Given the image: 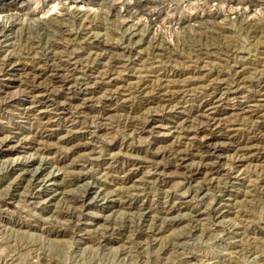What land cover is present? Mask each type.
<instances>
[{"label": "rangeland", "instance_id": "1", "mask_svg": "<svg viewBox=\"0 0 264 264\" xmlns=\"http://www.w3.org/2000/svg\"><path fill=\"white\" fill-rule=\"evenodd\" d=\"M1 1L0 61L27 65L25 76L21 65L0 72V143L13 146H0V264H264V0H5L10 11ZM44 68L74 69L77 82L70 92L46 70L33 108L21 80ZM105 71L109 78L98 76ZM84 84L93 93L81 95ZM214 96L219 111H211L256 154L237 155L227 143L198 149L215 164L196 173L173 152L191 148L182 127L200 136L213 129L204 101ZM255 102L261 113L243 112ZM48 118L61 133L37 141ZM68 127L76 136L61 139ZM191 159L194 168L201 162ZM13 163L21 166L11 172ZM23 168L30 177L21 179Z\"/></svg>", "mask_w": 264, "mask_h": 264}, {"label": "bare ground", "instance_id": "2", "mask_svg": "<svg viewBox=\"0 0 264 264\" xmlns=\"http://www.w3.org/2000/svg\"><path fill=\"white\" fill-rule=\"evenodd\" d=\"M2 1H4L5 3H2L3 5H5V9L6 8H8V6L9 5H7L8 3L5 1V0H2ZM1 1V2H2ZM7 3V4H6ZM10 3H12L11 1H10ZM1 5V4H0ZM131 6V5H130ZM11 7V6H10ZM20 7V6H19ZM2 8L4 9V7H1V9L0 10H2ZM12 8V7H11ZM131 8V7H130ZM16 9V8H15ZM19 9V8H18ZM127 9H128V6H127ZM7 10V9H6ZM5 10V11H6ZM9 11H10V9H8ZM7 10V11H8ZM126 10V9H125ZM129 10V9H128ZM4 11V12H5ZM131 11V10H130ZM128 12V11H127ZM135 12V11H134ZM131 12H129V14H130ZM240 13V12H239ZM242 13V12H241ZM128 14V13H127ZM136 14H138L137 12L135 13V15ZM133 15V14H132ZM134 15V16H135ZM242 15V14H241ZM90 35V34H89ZM95 37V36H94ZM92 38V37H91ZM94 39V38H93ZM95 40V39H94ZM97 40H98V38H97ZM103 40V39H102ZM101 40V41H102ZM85 41H86V39H85ZM92 41V40H91ZM105 41V40H104ZM3 43V42H2ZM94 43V42H93ZM92 43V44H93ZM97 43H99V42H97ZM109 43V42H108ZM101 44H103V42L102 43H100V45ZM115 44V43H114ZM56 45V44H55ZM129 45V44H128ZM50 46H52V45H50ZM58 46H60L59 44H58ZM94 46V45H93ZM103 46H109L108 48H109V50L111 49L110 47H112L111 45H107V44H103ZM130 46V45H129ZM156 46H158V45H156ZM161 46V45H160ZM102 47V46H101ZM134 47V46H133ZM153 47H154V45H153ZM159 47V46H158ZM50 48V47H49ZM48 48V49H49ZM54 48V47H53ZM52 48V49H53ZM103 48V47H102ZM131 48V47H130ZM51 49V48H50ZM55 49H56V47H55ZM105 49L106 48H104L103 50L105 51ZM129 49V48H128ZM137 49V48H136ZM153 49V48H152ZM157 49V48H156ZM155 49V50H156ZM5 50V49H4ZM101 50V49H100ZM102 50V51H103ZM107 50V49H106ZM126 50V49H125ZM135 50V49H134ZM154 50V51H155ZM7 51V50H6ZM12 51V50H11ZM27 51H29V50H27ZM26 51V52H27ZM53 51H54V49H53ZM95 51V50H94ZM94 51H93V53H94ZM98 51V50H97ZM112 51H113V48H112ZM111 51V52H112ZM114 51H115V49H114ZM117 51V50H116ZM119 51H120V49H119ZM130 51H132V48H131V50ZM137 51V50H136ZM157 51H159V50H157ZM31 52V51H30ZM47 52V51H46ZM105 52H108V51H105ZM129 52V51H128ZM160 52V51H159ZM13 53V52H12ZM20 53V52H19ZM25 53V52H24ZM28 53V52H27ZM99 53H101V52H99ZM98 53V54H99ZM130 53V52H129ZM133 53V52H132ZM141 53V52H140ZM161 53V52H160ZM4 54V53H3ZM14 54V53H13ZM17 54V53H16ZM49 54H50V52H49ZM128 54V53H127ZM139 54V53H138ZM9 55V54H8ZM7 55V56H8ZM19 55V54H18ZM21 55L23 56V54H22V52H21ZM26 55V54H25ZM28 55V54H27ZM26 55V56H27ZM54 55H55V53H54ZM94 55H96V54H93V56ZM11 56V55H10ZM10 56H8V57H4V58H2V60L0 61V70L2 69V71H0V72H2V74H3V72L4 73H6V74H10V73H13L12 71H15V70H17V69H19V66L21 65V66H23V75L25 76V70H26V66L25 65H27V64H21V63H19V62H16L15 60H17V59H15V60H13L12 58H10ZM25 56V57H26ZM41 56V55H40ZM58 56V55H57ZM60 56V55H59ZM113 56V55H112ZM127 56V55H126ZM21 57V56H20ZM20 57H18V58H20ZM24 57V58H25ZM30 57V56H29ZM42 58V57H41ZM52 57H50V59H51ZM54 58H55V56H54ZM93 58V57H92ZM97 58V57H96ZM95 58V59H96ZM101 58V57H100ZM25 59H27V57L25 58ZM49 59V60H50ZM58 59H60L59 57H58ZM98 59V58H97ZM19 60V59H18ZM20 60H24L23 58L22 59H20ZM19 60V61H20ZM30 60V59H29ZM31 60H32V57H31ZM34 60V59H33ZM90 60H91V58H90ZM94 60V59H93ZM113 60V59H112ZM27 61V60H26ZM38 61H39V58H38ZM45 61H47L46 59H45ZM52 61V60H51ZM56 61H63V59L62 60H56ZM87 61H89V59H87L86 60V62ZM120 61V60H119ZM23 62V61H22ZM25 62V61H24ZM34 62H35V60H34ZM43 62V61H42ZM32 63V62H31ZM36 63V62H35ZM40 63V62H39ZM48 62H46V64H47ZM50 63V62H49ZM90 63V62H89ZM88 63V64H89ZM92 63H94V61H92ZM99 63H100V61H99ZM121 63V62H120ZM45 64V63H44ZM65 64V63H64ZM86 64V63H85ZM32 65V64H31ZM109 65V64H108ZM112 65H114V64H112ZM35 66V65H34ZM37 66L38 65H36V67H34V68H37ZM39 66H40V64H39ZM45 66V65H44ZM57 66V65H56ZM61 66V65H60ZM69 66V65H68ZM98 66V65H97ZM116 66H117V64H116ZM33 67V66H32ZM63 67H65V65L63 66ZM85 67V66H84ZM105 67V66H104ZM103 67V68H104ZM108 67V70H110L109 69V66H107ZM110 67H113V66H110ZM40 68H42V67H40ZM62 68V67H61ZM67 68V67H66ZM72 68V67H71ZM89 68V67H88ZM92 68V67H91ZM95 68H97V67H95ZM29 69H32V68H29ZM65 69V68H64ZM70 69V68H69ZM86 69V68H85ZM98 69H100V68H98ZM98 69H97V71H98ZM114 69H115V67H114ZM117 69H119L118 67H117ZM116 69V70H117ZM46 70L47 71H49V70H53V78H54V81L56 82V83H60V85L61 86H64V85H68V88L70 89V92H71V88H72V86H71V84H73V82H77V80H75V81H73V79H74V75H77V74H74V69L72 70H69V71H67L68 73L67 74H64V72L65 71H63V73L61 72V70L62 69H52V68H48V69H35V70H31L32 72H31V75H29V74H27V73H29V72H27L26 71V77L24 78L25 80H21V82L22 81H24V86H25V90H26V92L28 93V94H32V97H30V98H32L31 100H30V103H31V106L30 107H35L36 106V103L37 102H39L40 101V98L36 95V94H38V93H36L37 92V88H38V86L40 87L41 85H40V82H41V80L40 79H42V77L44 76V74L46 73ZM67 70H68V68H67ZM92 70V69H91ZM103 70V69H102ZM108 70H106L107 72H108ZM116 70H115V72H116ZM119 70H121V69H119ZM119 70H117V71H119ZM140 70V69H139ZM194 70V69H193ZM93 71V70H92ZM99 71H101V69L99 70ZM105 71V72H106ZM113 71V70H112ZM50 72H52V71H50ZM75 72H76V70H75ZM102 72H104V71H102ZM107 72H106V74H101L100 73V75H98L99 77H101V78H105V77H110V75H107ZM22 74V73H21ZM46 75V74H45ZM52 75V74H51ZM91 75H93V73L91 74ZM90 75V76H91ZM22 76V75H21ZM94 76H95V72H94ZM112 76V75H111ZM141 76V75H140ZM139 76V77H140ZM4 77V76H3ZM51 77V76H50ZM98 77V78H99ZM22 78V77H21ZM75 78H77V77H75ZM94 78V77H93ZM96 78H97V76H96ZM107 78V79H108ZM114 78V77H113ZM144 78V77H143ZM106 79V78H105ZM139 79V78H138ZM141 79V78H140ZM146 79V78H145ZM195 79V78H194ZM245 79V78H244ZM50 80H51V78H50ZM94 80H95V78H94ZM98 80V79H97ZM104 80V79H103ZM149 80V79H148ZM152 80V79H151ZM171 80V79H170ZM239 80H241L240 78H239ZM238 80V81H239ZM247 80V79H246ZM73 81V82H72ZM100 81V80H99ZM167 81V80H166ZM172 81V80H171ZM189 81V80H188ZM242 81V80H241ZM96 82V81H95ZM137 82H139V81H137ZM137 82H135V83H137ZM141 82H142V80H141ZM170 81H167V83H169ZM183 82V81H182ZM194 82V81H193ZM216 82V81H215ZM87 83H89V82H87ZM92 83H94V82H92ZM144 83V82H143ZM142 83V84H143ZM146 83V82H145ZM158 83H160V82H158ZM163 83V82H162ZM166 83V82H165ZM185 82H183V83H180V84H184ZM212 83V82H211ZM51 85H53L52 83H50ZM80 84V83H79ZM132 84V83H131ZM140 84V83H139ZM148 84H150V83H148ZM154 84V83H153ZM161 84V83H160ZM164 84V83H163ZM174 84V83H173ZM172 84V85H173ZM176 84V83H175ZM245 84V83H244ZM243 83H242V85H244ZM74 85H75V83H74ZM86 84H84L83 86H85ZM145 85V84H144ZM162 85V84H161ZM166 85V84H165ZM169 85V84H168ZM191 85V84H190ZM210 85V84H209ZM212 85H213V83H212ZM19 86V85H18ZM21 86H22V84H21ZM24 86H23V88H24ZM48 86H50V85H48ZM47 86V87H48ZM82 85H81V87H80V90H82V92H81V95H83V96H86L87 94H90L91 92H92V90L88 87V86H85V87H83ZM125 86V84L123 85V87ZM130 86V85H129ZM128 86V87H129ZM146 86V85H145ZM150 86H152V83L150 84ZM154 86V85H153ZM155 86H157V85H155ZM163 86V85H162ZM167 86V85H166ZM165 86V87H166ZM170 86H171V84H170ZM182 86V85H181ZM184 86H186V85H184ZM189 86V85H188ZM221 86V85H220ZM239 86V85H238ZM241 86V85H240ZM239 86V87H240ZM46 87V88H47ZM57 88H59L58 86H56ZM118 87V86H117ZM116 87V88H117ZM121 87V86H120ZM135 87V86H134ZM137 87H138V85H137ZM164 87V88H165ZM169 87V86H168ZM183 87V86H182ZM238 87V88H239ZM49 88V87H48ZM53 88V87H52ZM67 88V89H68ZM75 88V87H74ZM130 89L132 88V86L131 87H129ZM128 88V89H129ZM143 87H141L140 89H142ZM157 88H158V86H157ZM178 88H179V86H178ZM186 88V87H185ZM192 88V87H191ZM211 88V87H210ZM55 89V88H54ZM137 89V88H136ZM139 89V90H140ZM154 90V87L153 88H151L150 90ZM168 89V88H167ZM180 89V88H179ZM178 89V90H179ZM40 90H41V88H40ZM55 90H57V89H55ZM60 90V89H59ZM65 90V89H64ZM117 90V89H116ZM120 90V89H119ZM149 90V89H148ZM171 90V89H170ZM182 90V89H181ZM187 90V89H186ZM218 90V89H217ZM216 90V91H217ZM20 91H22V90H20ZM68 91V90H67ZM118 91V90H117ZM116 91V92H117ZM121 91V90H120ZM119 91V92H120ZM126 91V90H125ZM129 91V90H128ZM134 91H135V89H134ZM155 91V90H154ZM154 91H151V93L152 92H154ZM158 91V90H157ZM166 91V90H165ZM165 91H163V93L165 92ZM174 91V90H173ZM173 91H172V94H174L173 93ZM183 91H185V90H183ZM79 92V91H78ZM110 92H113V90H111ZM122 92H123V90H122ZM162 92V91H161ZM177 92V91H176ZM182 92V91H181ZM188 92H189V89H188ZM215 92V91H214ZM219 92H221V91H219ZM34 93H36V94H34ZM93 93V92H92ZM128 93H130V91L129 92H127V94ZM136 93V92H135ZM137 93H139V92H137ZM145 93V92H144ZM155 93V92H154ZM178 93V92H177ZM183 93H185V92H183ZM223 93V92H222ZM10 94V93H9ZM19 94V93H18ZM17 94V95H18ZM22 94V93H21ZM20 94V95H21ZM41 94V93H40ZM72 94V93H71ZM114 94V93H113ZM123 94V93H122ZM148 94V93H147ZM159 95H160V93H158ZM166 94V93H165ZM189 94V93H188ZM212 94V93H211ZM219 94V93H218ZM221 94V93H220ZM27 95V94H26ZM73 95V94H72ZM110 95V94H109ZM115 95V94H114ZM116 95H118V94H116ZM120 95V94H119ZM137 95V94H136ZM140 95V94H139ZM162 95V94H161ZM175 95V94H174ZM187 95V94H186ZM207 95V94H206ZM3 96V95H2ZM16 96V95H15ZM67 96H68V94H67ZM66 96V97H67ZM91 96V95H90ZM124 96H125V93H124ZM130 95H128V97H129ZM134 96V95H133ZM149 96V95H148ZM171 96H173V95H171ZM177 96V95H176ZM203 96V95H202ZM208 96H210V95H207V98H208ZM9 97V96H8ZM14 96H12V98H13ZM17 97V96H16ZM21 97V96H20ZM23 97V96H22ZM26 97V96H25ZM56 97V96H55ZM69 97V96H68ZM70 97H72V96H70ZM92 97V96H91ZM112 97V96H111ZM117 97V96H116ZM135 97V96H134ZM178 97V96H177ZM72 98H74V97H72ZM84 98V97H83ZM87 98V97H86ZM118 98V97H117ZM122 98H123V96H122ZM165 98V97H164ZM169 98V97H168ZM210 98V97H209ZM9 99V98H8ZM11 99V98H10ZM22 99V98H21ZM46 99V98H45ZM71 99V98H70ZM121 99V98H120ZM119 99V100H120ZM148 99H150V97L148 98ZM158 99H160V97L158 98ZM157 99V100H158ZM163 99V98H162ZM170 99H172V98H170ZM222 99V98H221ZM41 100H42V97H41ZM85 100V99H84ZM83 100V101H84ZM111 100V99H110ZM122 100V99H121ZM124 100H126L125 99V97H124ZM128 100V99H127ZM151 100V99H150ZM155 100V99H154ZM153 100V101H154ZM173 100V99H172ZM203 100V99H202ZM18 101V100H17ZM65 101V100H64ZM66 101H68L67 99H66ZM76 101V100H75ZM82 101V100H81ZM81 101H80V103H81ZM163 101V100H162ZM161 101V102H162ZM170 101V100H169ZM168 101V102H169ZM219 101H220V98H218V97H215L214 96V98L213 99H211V100H206V101H204V108L205 107H208V109H210V111L208 110V112L206 113L205 112V117L208 119H206L207 121H209V124L212 126V128L213 129H210V130H207V129H201V128H199V130L201 129V134H203V132L205 133V134H203V135H201L200 136V132H196V131H194V132H196V133H199V135L198 134H194L193 133V131H190L191 129L189 128V130L188 129H186V128H183L182 126H180V127H182L181 128V131H179V133L180 132H182L186 137H188L190 140H191V148H187L186 146H188V145H186L185 147V149L183 148H181V145H177V146H175L176 148V150L173 152V159H174V161H176V164L177 165H179V166H181V167H186V169H190V170H192L193 169V171L194 172H196V173H198L199 172V170L202 168V166H210V167H213V166H211V165H213V164H215V161H212L211 162V159H210V157L209 156H207V155H198L197 153H195V151H197L198 149H203L205 152H207V153H209V152H215L216 150H218V148H220L221 146H223L222 145V143L224 144H226L227 143V147H229V146H231V147H233V149L236 151V153H237V155H239V153L240 154H245V153H251L250 151H253L254 152V146L251 144V140L250 141H242L241 139H242V137H241V139L239 138H237V139H235L234 138V135L235 134H232L229 130H231V127L230 128H227L226 126H223L222 125V123H220V121H219V118L217 117V113L218 112H216V111H211V109L213 108V110H214V108H216V110L217 111H219ZM256 101V100H255ZM12 102V101H11ZM63 102V101H62ZM74 102V101H73ZM78 102V101H77ZM142 102V101H141ZM146 102H147V100H146ZM146 102H145V104H146ZM151 102V101H150ZM155 102V101H154ZM166 102V101H165ZM164 102V103H165ZM172 101H170V103H171ZM176 102V101H175ZM200 102V101H199ZM198 102V103H199ZM16 103V102H15ZM64 103V102H63ZM68 103V102H67ZM70 103V102H69ZM80 103H78L79 105H80ZM144 103V102H143ZM149 103V102H148ZM159 102H157V104H158ZM174 103V102H173ZM177 103V102H176ZM186 103V102H185ZM201 103V102H200ZM218 103V104H217ZM75 104H77V103H75ZM74 104V106H76ZM126 104V103H125ZM156 104V103H155ZM161 104H163V102L161 103ZM166 104H167V102H166ZM169 104V103H168ZM175 104V103H174ZM178 104H180V103H178ZM11 105V104H10ZM9 105V106H10ZM24 105V104H23ZM69 105H72V103L71 104H69ZM82 105V104H81ZM80 105V106H81ZM222 105V104H221ZM238 105V104H237ZM13 106V105H12ZM20 106V105H19ZM26 106V105H25ZM28 106V105H27ZM52 106V105H51ZM149 106V105H148ZM167 106V105H166ZM175 106V105H174ZM176 106H177V104H176ZM175 106V107H176ZM260 106H261V104H259L258 102H255V103H251V104H248L246 107H243V112H245V113H250V114H259L258 112H260L261 111V108H260ZM22 107H24V106H22ZM62 107V106H61ZM70 107V106H69ZM79 107V106H78ZM77 107V108H78ZM82 107V106H81ZM169 107V106H168ZM242 107V106H241ZM27 108L28 107H26L25 109L27 110ZM43 108V107H42ZM74 108V107H73ZM72 108V109H73ZM112 108V107H111ZM161 108V107H160ZM160 108H158V111H160V112H162V110H163V108H164V106H163V108H161V110H159ZM167 108V107H166ZM173 108V107H172ZM40 109V108H39ZM45 109V108H44ZM53 109H54V107H53ZM63 109H65L64 107L63 108H58L57 110L58 111H61V112H58L57 114H61V113H64V111L66 110H63ZM178 109H180L179 107H178ZM241 109V108H240ZM42 110V109H41ZM67 110H69L68 108H67ZM78 110H80V109H78ZM203 110V109H202ZM264 110V109H263ZM34 111V110H33ZM45 112L47 111V110H44ZM77 111V110H76ZM101 111V110H100ZM157 111V110H156ZM164 112L166 111V109H164L163 110ZM171 111V110H170ZM177 111V110H176ZM31 112V111H30ZM39 112V111H38ZM41 112V111H40ZM105 112V111H104ZM163 112V113H164ZM21 113H22V111H21ZM29 113V112H28ZM27 113V114H28ZM33 113V112H32ZM50 113V112H49ZM101 113V112H100ZM166 113V112H165ZM173 113V112H172ZM261 113V112H260ZM43 114V113H42ZM56 114V113H55ZM99 114V113H98ZM102 114V113H101ZM100 114V115H101ZM158 114V113H157ZM200 114V113H199ZM30 115V114H29ZM32 115V114H31ZM49 115V114H48ZM162 115V114H161ZM164 115V114H163ZM202 115V114H201ZM221 115V114H220ZM25 116V115H24ZM51 116V115H50ZM99 116V115H98ZM256 116V115H255ZM21 117V116H20ZM42 117V116H41ZM48 117V116H47ZM104 117H105V115H104ZM159 117H157V119H158ZM37 119H40V118H37ZM104 119V118H103ZM136 119V118H135ZM140 119V118H139ZM41 120V119H40ZM205 120V119H204ZM205 120V121H206ZM52 121H54V120H52V118H48L47 120H46V122H45V125L43 126V130H41L40 132H38V136H39V138L37 139V141H39V139L40 138H43V139H49V138H51L54 134H56V133H58V135L61 133L60 131H56V130H54L53 128H52V126L54 125V123H52ZM66 121V120H65ZM142 121V120H141ZM140 121V122H141ZM154 121V120H153ZM202 121H203V119H202ZM206 121V122H207ZM42 122H44L43 120H42ZM102 122H103V120H102ZM135 122V121H134ZM137 122V121H136ZM135 122V123H136ZM138 122H139V120H138ZM149 122V121H148ZM199 122V121H198ZM40 123V122H39ZM104 123V122H103ZM145 123V122H144ZM156 123V122H155ZM208 123V122H207ZM105 124H107L106 122H105ZM108 124H109V122H108ZM131 124H133V123H131ZM203 124V123H202ZM208 124V125H209ZM223 124H225V123H223ZM232 124V123H231ZM10 125V124H9ZM13 125V124H12ZM63 125V124H62ZM70 126H71V124H69ZM133 125H135V124H133ZM137 125V124H136ZM209 125V126H210ZM229 125V124H228ZM14 126V125H13ZM20 126V125H19ZM41 126V125H40ZM199 126V125H198ZM232 126V125H231ZM9 127V126H8ZM16 127V126H15ZM54 127V126H53ZM74 127V126H73ZM186 127V126H185ZM196 127V126H195ZM199 127H201V126H199ZM1 128V127H0ZM18 128V127H17ZM37 128H39V127H37ZM63 128V127H62ZM198 128V127H197ZM210 128V127H209ZM3 129H4V126H3ZM13 129H16V128H13ZM180 129V128H179ZM183 129V130H182ZM235 129V128H234ZM2 130V129H1ZM10 130H12V129H10ZM16 130H18V129H16ZM20 130V129H19ZM75 130L76 131H78L76 128H75ZM196 130V129H195ZM198 130V129H197ZM260 130V129H259ZM14 131V130H13ZM35 131H37V129L35 130ZM63 131V130H62ZM263 131V130H262ZM262 131H260V132H262ZM19 132H21V131H19ZM65 132H66V134H64L63 135V133H62V135H61V139H66V138H71L72 139V137H75L76 135H74V133H77V132H75L73 129H72V127H71V129L68 127V129H65ZM253 132V131H252ZM251 132V133H252ZM258 132V131H257ZM256 132V133H257ZM259 132V133H260ZM2 133V132H1ZM5 133V132H4ZM3 133V134H4ZM11 133V132H10ZM24 133V132H23ZM181 133V134H182ZM255 133V134H256ZM263 133V132H262ZM2 134V135H3ZM8 134V133H7ZM14 134V133H13ZM35 134H36V132H35ZM254 134V135H255ZM17 135V134H16ZM34 135V134H33ZM251 135V134H250ZM259 135V134H258ZM34 137H35V135H34ZM33 138V137H32ZM32 138H30V139H32ZM36 138V137H35ZM9 139V138H8ZM7 139V137L6 138H4L3 140H2V143H0V146H1V144L2 145H4V147H6V151H9L8 153H11V151H12V148H13V146L11 147V146H9V143H8V140ZM90 139V138H89ZM183 139V138H182ZM181 139V140H182ZM248 139H250V138H247L246 140H248ZM32 140H34V138L32 139ZM41 140V139H40ZM69 140V139H68ZM88 140V139H87ZM225 140L227 141V142H225ZM261 140V139H260ZM45 141H48V140H45ZM45 141H44V143H45ZM178 141H179V139H178ZM186 141V140H185ZM184 141V142H185ZM76 142H78V141H76ZM27 143V142H26ZM41 143V142H40ZM44 143H42V144H44ZM81 143V142H80ZM174 143H176V142H173L171 145H173ZM190 143V142H189ZM261 143H263V142H261ZM90 144V142L88 141V142H86V141H84V142H82L81 144H77L75 147L77 148V149H85L86 147H87V145H89ZM32 145V144H31ZM39 145V144H38ZM48 145V144H47ZM184 145V144H183ZM261 145H263V144H261ZM33 146V145H32ZM35 146V145H34ZM41 146V147H40ZM44 146V145H43ZM46 146V145H45ZM225 146V145H224ZM264 146V145H263ZM38 147H40V148H38ZM48 147V146H47ZM47 147H42V145H39V146H36V148H38V149H42V150H44L45 148H47ZM183 147V146H182ZM189 147H190V145H189ZM259 148V147H258ZM31 149H32V147H31ZM35 149V148H34ZM5 150H3V153H4V151ZM123 150V149H122ZM169 150H172V148H170ZM201 151V150H200ZM260 151V150H259ZM261 151H263V149L261 150ZM168 152V151H167ZM171 152V153H172ZM8 153H5V154H8ZM199 154H200V152H198ZM204 153V152H203ZM248 153V154H249ZM255 153V152H254ZM258 153V152H257ZM261 153V152H260ZM43 154V153H42ZM169 154V153H168ZM202 154V153H201ZM243 154V155H244ZM256 154V153H255ZM9 155V154H8ZM109 155V154H108ZM196 155H198V156H196ZM208 155H210V154H208ZM236 155V156H237ZM212 156V155H211ZM248 156V155H247ZM250 156V155H249ZM259 156V155H258ZM62 157V156H61ZM65 157V156H64ZM63 157V158H64ZM113 157V156H112ZM196 157L198 158V159H200L201 160V162L198 164V166L197 167H195L194 168V166H193V163L191 164V162L189 163V159L190 158H195L196 159ZM234 157V156H233ZM82 159H84L85 157H81ZM88 158V157H87ZM90 158V157H89ZM109 158H111V157H109ZM170 158H172V157H170ZM240 158V157H239ZM238 158V159H239ZM57 159H60L59 157L57 158ZM113 159H116V158H113ZM112 159V160H113ZM191 159V160H192ZM195 159H194V162H195ZM236 159H237V157H236ZM237 159V162H239L240 160H238ZM240 159H242V158H240ZM244 159V158H243ZM80 161H81V159H79ZM78 160V161H79ZM85 160V159H84ZM83 160V161H84ZM172 160V159H171ZM210 160V161H209ZM1 161V160H0ZM18 161V160H17ZM54 161V160H53ZM82 161V162H83ZM232 161H234V160H232ZM19 162V161H18ZM72 162V161H71ZM88 162V161H87ZM116 162L117 161H115V163H113V164H116ZM119 162V161H118ZM197 162H198V160H197ZM9 163H11V162H9ZM8 163V164H9ZM31 163V162H30ZM42 163V162H41ZM85 163H86V161H85ZM108 163H109V161H108ZM135 163V162H134ZM171 163H173V161L171 162ZM32 164H34V162H32ZM110 164V163H109ZM112 164V165H113ZM234 164H236V162L234 163ZM240 164V163H239ZM107 165V164H106ZM137 165V164H136ZM173 165H174V163H173ZM197 165V164H196ZM9 166H11V164L9 165ZM19 166H21V164H18V163H13V165L11 166V172L12 171H15V170H17V169H19ZM69 166V165H68ZM108 166H110V165H108ZM131 166H132V168H131ZM130 166V168L131 169H129V174H133L134 173V169H136V168H133V164ZM8 167V166H7ZM105 167V166H104ZM103 167V169H105ZM134 167H135V165H134ZM193 167V168H192ZM28 168V167H27ZM127 168V167H126ZM8 169V168H7ZM71 169H74V168H71ZM118 169V168H117ZM207 169V168H206ZM216 169V168H215ZM23 170H24V168H23ZM106 170V169H105ZM105 170H103V171H105ZM108 170V169H107ZM106 170V171H107ZM111 170V169H110ZM190 170H188V171H190ZM214 170V169H213ZM10 171V170H9ZM28 171H29V169H25L24 171H22V172H20L19 173V175L21 176V179L23 178H27V177H30V176H28ZM123 171V170H122ZM125 171V170H124ZM187 171V170H186ZM192 171V172H193ZM208 170H206V172H207ZM212 171V170H211ZM100 172V171H99ZM102 172V171H101ZM202 172H204V171H202ZM31 173H33L32 171H31ZM35 173V172H34ZM41 173V172H40ZM68 173H70V172H68ZM74 173V172H73ZM77 173V172H76ZM80 173V172H79ZM103 173V172H102ZM109 173V172H108ZM209 173H211V172H209ZM81 175L79 176V178L78 179H83L85 176L84 175H82V172L80 173ZM104 174V173H103ZM34 175V174H33ZM38 175V174H37ZM69 175H72V174H69ZM122 175V174H121ZM124 175V174H123ZM192 175V174H191ZM213 175V174H212ZM108 176V175H107ZM110 176V175H109ZM127 176V175H126ZM36 177V176H35ZM71 177V176H70ZM104 177H106V174L104 175ZM123 177V176H122ZM210 177V176H209ZM88 178V177H87ZM109 178V177H108ZM115 178V177H114ZM30 179H32V178H30ZM38 179H40L39 178V176H38ZM106 179H107V177H106ZM116 179V178H115ZM114 180V179H113ZM122 180V179H121ZM125 180V179H124ZM28 181H30V180H28ZM38 181V180H37ZM111 181V180H110ZM127 181V180H126ZM100 182V181H99ZM105 182V181H104ZM76 183V182H75ZM98 183V182H97ZM107 183V182H106ZM70 184V183H69ZM73 184V183H72ZM103 184V183H102ZM16 185V184H15ZM40 185V184H39ZM42 185V184H41ZM38 187V186H37ZM98 188H99V186H98ZM45 191V190H44ZM102 191V190H101ZM100 191V192H101ZM98 192V191H97ZM113 192V191H112ZM102 193V192H101ZM41 194V193H40ZM100 194V193H99ZM107 194V193H106ZM111 194H113V193H111ZM129 194V193H128ZM131 194V193H130ZM83 195H85V194H83ZM103 196V195H102ZM107 196H108V194H107ZM67 197H69V196H67ZM73 197V196H72ZM99 197H100V195H99ZM106 197V196H105ZM104 197V198H105ZM36 198V197H35ZM84 198V197H83ZM110 198V197H109ZM71 199V198H70ZM73 199L74 198H72V200H70V201H73ZM103 199V198H102ZM108 199V198H107ZM33 200V199H32ZM74 201H76V200H74ZM83 201V200H82ZM68 202V201H67ZM72 203V202H71ZM78 203V202H77ZM82 204H84V203H82ZM74 206H76L75 204H74ZM150 206V205H149ZM145 207V206H144ZM60 208H62V207H59L58 208V210L60 209ZM146 208V207H145ZM152 208H153V206H152ZM75 209V208H74ZM77 209V208H76ZM61 210V209H60ZM71 210V209H70ZM148 210V209H147ZM170 210V209H169ZM66 211H69V210H66ZM144 212H145V210H143ZM154 211V210H153ZM57 212V211H56ZM62 212V211H61ZM75 212V211H74ZM143 212V213H144ZM195 212V211H194ZM218 212H220V211H218ZM60 213V212H59ZM67 213V212H66ZM197 213V212H196ZM198 213H199V211H198ZM202 213V212H201ZM57 215H58V213H57ZM148 215H149V213H148ZM147 215V216H148ZM194 215H195V213H194ZM215 215H216V213H215ZM59 216V215H58ZM160 216V215H159ZM60 217V216H59ZM62 217V216H61ZM74 217V216H73ZM78 217H79V215H78ZM196 217V216H195ZM64 218V217H63ZM65 220H70V219H66V218H64ZM73 220V219H72ZM74 221V220H73ZM75 222H77V221H75ZM54 223V222H53ZM70 223V222H69ZM74 223V222H73ZM78 223V222H77ZM76 223V224H77ZM72 224V223H71ZM79 224V223H78ZM55 225V224H54ZM57 226V225H56ZM73 226V225H72ZM74 227V226H73Z\"/></svg>", "mask_w": 264, "mask_h": 264}]
</instances>
